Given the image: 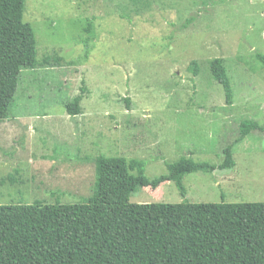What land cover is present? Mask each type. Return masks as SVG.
<instances>
[{
	"label": "rangeland",
	"instance_id": "1",
	"mask_svg": "<svg viewBox=\"0 0 264 264\" xmlns=\"http://www.w3.org/2000/svg\"><path fill=\"white\" fill-rule=\"evenodd\" d=\"M23 20L34 64L0 122V205L82 202L97 157L139 160L152 180L180 158L217 167L227 147L232 169L184 176L183 194L138 186L129 203H264V132L235 143L240 121L264 127V0H26Z\"/></svg>",
	"mask_w": 264,
	"mask_h": 264
},
{
	"label": "trees",
	"instance_id": "2",
	"mask_svg": "<svg viewBox=\"0 0 264 264\" xmlns=\"http://www.w3.org/2000/svg\"><path fill=\"white\" fill-rule=\"evenodd\" d=\"M25 1L0 0V122L10 116L22 71L33 69L35 37L23 20ZM209 69L231 106L222 59ZM83 94L64 103L67 115L80 113ZM252 132L264 127L240 121L235 143ZM223 156L217 167L180 158L152 180L139 160L97 157L92 194L82 202L0 205V264H264V203H129L136 187L155 190L166 181L183 194L184 176L232 169L230 147Z\"/></svg>",
	"mask_w": 264,
	"mask_h": 264
}]
</instances>
